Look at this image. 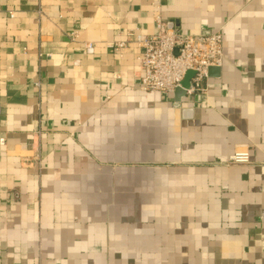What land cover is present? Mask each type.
<instances>
[{
	"label": "crops",
	"instance_id": "obj_1",
	"mask_svg": "<svg viewBox=\"0 0 264 264\" xmlns=\"http://www.w3.org/2000/svg\"><path fill=\"white\" fill-rule=\"evenodd\" d=\"M157 15L207 94L142 90ZM0 264H264V0H0Z\"/></svg>",
	"mask_w": 264,
	"mask_h": 264
},
{
	"label": "built area",
	"instance_id": "obj_2",
	"mask_svg": "<svg viewBox=\"0 0 264 264\" xmlns=\"http://www.w3.org/2000/svg\"><path fill=\"white\" fill-rule=\"evenodd\" d=\"M155 25L154 34L138 40L140 53L136 61L142 73V90L145 93L174 95L176 90L182 88L187 74L192 72L194 76L187 96L207 94L210 69L222 68L225 62L222 31L200 35L183 34L170 28L161 15L155 17ZM73 36L78 37L76 34ZM127 47L124 41L109 45L121 58ZM1 142L4 143V140ZM230 163L249 164L250 155L247 152L235 154Z\"/></svg>",
	"mask_w": 264,
	"mask_h": 264
},
{
	"label": "water",
	"instance_id": "obj_3",
	"mask_svg": "<svg viewBox=\"0 0 264 264\" xmlns=\"http://www.w3.org/2000/svg\"><path fill=\"white\" fill-rule=\"evenodd\" d=\"M221 68H211L209 75L211 76L212 73H217L220 72ZM194 76V73L189 72L182 84V88L176 90L174 94L175 101L180 105L182 100L187 97V90L190 89L191 87V80Z\"/></svg>",
	"mask_w": 264,
	"mask_h": 264
}]
</instances>
